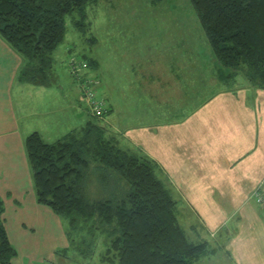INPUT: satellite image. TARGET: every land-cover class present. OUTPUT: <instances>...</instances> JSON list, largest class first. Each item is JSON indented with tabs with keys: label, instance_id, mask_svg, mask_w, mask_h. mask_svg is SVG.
Instances as JSON below:
<instances>
[{
	"label": "crops",
	"instance_id": "0c3cea01",
	"mask_svg": "<svg viewBox=\"0 0 264 264\" xmlns=\"http://www.w3.org/2000/svg\"><path fill=\"white\" fill-rule=\"evenodd\" d=\"M128 52L123 50V129L113 120L116 105L98 73L101 63L85 56L101 80L98 95L110 108L97 122L118 135L112 138L118 146L156 164L158 176L180 204L179 221L182 206L183 220L200 225L202 235L194 238L215 240L212 252L195 264L217 253L215 264H264V210L251 198L255 191L264 192V89L249 86L240 76L223 80L217 63L194 73L190 52L173 46L163 50L152 45L132 57ZM22 67V57L0 39L5 226L16 252L14 242L20 237L44 230L47 237L34 250L50 247L60 255L68 249L65 220L37 202L24 141L38 132L46 142H55L96 121L83 107L81 87L67 66V71L59 63L52 66L43 84L21 81ZM224 227L227 233L220 238Z\"/></svg>",
	"mask_w": 264,
	"mask_h": 264
},
{
	"label": "trees",
	"instance_id": "16d2710c",
	"mask_svg": "<svg viewBox=\"0 0 264 264\" xmlns=\"http://www.w3.org/2000/svg\"><path fill=\"white\" fill-rule=\"evenodd\" d=\"M99 1L0 0V37L23 59L21 81L48 83L47 70L65 39L67 16L77 12L73 23L85 31L88 6ZM190 2L222 79L240 76L249 86L264 89V0ZM94 120L55 142H46L38 132L27 135L24 144L37 202L63 217L71 229L97 222L111 237L103 256L107 264H195L210 254L207 240L187 236L178 218V203L158 176L156 164L107 139L105 128ZM96 163L105 178L114 174L128 182L124 196L114 193L103 200L85 196L83 187ZM4 212L0 196V264H13L17 252Z\"/></svg>",
	"mask_w": 264,
	"mask_h": 264
},
{
	"label": "rangeland",
	"instance_id": "374dc122",
	"mask_svg": "<svg viewBox=\"0 0 264 264\" xmlns=\"http://www.w3.org/2000/svg\"><path fill=\"white\" fill-rule=\"evenodd\" d=\"M77 17V12L67 16L66 36L53 54L52 65L56 68V64L59 63V68L62 71L68 69L72 75L68 64L72 50L89 64L91 60L85 56L88 57L91 54L93 59H98L101 63V70L98 73L103 77L106 86L110 88L111 91L109 92L112 93L114 105H116L115 114L112 117L121 129H123L124 49H128L129 56L132 57L141 50L146 51L152 45H159L163 50H168V46H173L174 50L180 48L182 52H190L193 58L194 73L196 71L203 72L207 65L208 67L215 65V63L219 65L190 0H100L98 3L88 6V29L86 28L85 31H81L73 23ZM96 38L98 42H96ZM0 39L6 43L1 37ZM68 45L70 46L67 47ZM66 47L68 53L65 52ZM11 50L13 49L11 48ZM54 68L48 69L47 75L51 74V70ZM213 72H215L214 69ZM88 73L101 83L91 68H88ZM240 78L245 80L243 77ZM79 85L82 90V81L79 82ZM98 97L105 100L101 95ZM87 105L84 99L83 107L86 108V111H88ZM109 111L110 109L108 113ZM106 116L98 119V121L104 120ZM92 119L95 118L92 117ZM105 136L107 139L118 138L115 132L108 130L105 132ZM120 136H123V133ZM96 164L97 167L90 169L85 181L83 187L85 196L90 200L110 198L114 193L119 197L124 196L130 188L128 182L123 177L114 174L112 178H105L103 176L104 170L99 167V163ZM159 177L163 179L160 174ZM164 183L167 184L165 180ZM261 193L264 194V192ZM251 198L255 202L253 196ZM181 208L182 206L179 208L181 224L189 239L194 240L195 236L198 238L202 235L201 227L192 217L188 218L193 220H191V224L184 221V213ZM61 218L64 220L63 217ZM15 223L19 225L18 219L15 220ZM89 224V228L85 225L83 228L71 229L65 220L66 230L69 232L70 238L65 236L68 249L66 253L60 255H56L50 247L42 252L34 250L33 246L43 242L47 235L44 230L36 233L31 231L28 235L22 236L14 242L17 255L13 262L15 264H107L103 260V256L110 244L111 237L99 228L94 220H91ZM191 225L194 227L192 228ZM226 231L227 228L224 227L218 237H225ZM212 243L215 245V240L210 238L211 249L214 246ZM217 255L218 253L206 258L205 262L201 264H215Z\"/></svg>",
	"mask_w": 264,
	"mask_h": 264
},
{
	"label": "built area",
	"instance_id": "2783aa9c",
	"mask_svg": "<svg viewBox=\"0 0 264 264\" xmlns=\"http://www.w3.org/2000/svg\"><path fill=\"white\" fill-rule=\"evenodd\" d=\"M68 64L70 66L72 76L79 82L82 81L83 97L88 104V112L94 118H104L108 113L109 107L105 100L98 97L96 88L100 83L97 79L89 75V63L81 56H77V54L72 53V55L68 58ZM253 198L255 199V202L264 210V194L259 191H255Z\"/></svg>",
	"mask_w": 264,
	"mask_h": 264
}]
</instances>
